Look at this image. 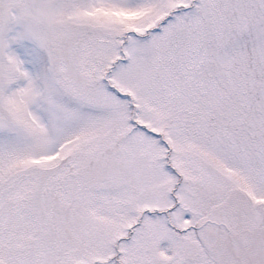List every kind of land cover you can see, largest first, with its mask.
<instances>
[{
	"label": "snow or ice",
	"instance_id": "6c2138e0",
	"mask_svg": "<svg viewBox=\"0 0 264 264\" xmlns=\"http://www.w3.org/2000/svg\"><path fill=\"white\" fill-rule=\"evenodd\" d=\"M0 264H264V0H0Z\"/></svg>",
	"mask_w": 264,
	"mask_h": 264
}]
</instances>
